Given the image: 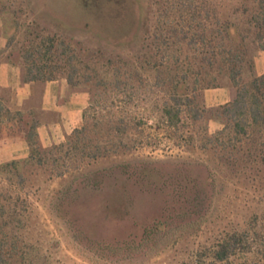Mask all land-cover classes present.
Listing matches in <instances>:
<instances>
[{
    "label": "trees",
    "instance_id": "obj_1",
    "mask_svg": "<svg viewBox=\"0 0 264 264\" xmlns=\"http://www.w3.org/2000/svg\"><path fill=\"white\" fill-rule=\"evenodd\" d=\"M71 2L93 17L85 28L94 29L99 46L74 48L64 41L57 52L53 37L32 46L25 36L17 50L8 51L11 41L5 49L8 61L22 64L27 80L62 75L71 86L86 85L89 97L82 124L64 141L43 147L37 123L29 121L28 157L0 165V264H50L32 258L30 240L24 250L18 244L32 212L20 193L25 167L49 178L71 177L53 204L56 217L66 221L64 204L79 185L100 186L113 172L141 191L164 195L160 215L139 234L120 240L90 239L71 218L75 239H87L88 251L115 262L150 256L199 228L211 217L222 188L218 179L224 187L264 185V72L242 79L245 67H252L249 45L264 49V0H243L241 5L252 7L241 10L211 0H148L145 8L141 0ZM222 78L236 88L234 99L207 107L204 90ZM108 158L115 162L92 168ZM245 224L212 243V261L237 253Z\"/></svg>",
    "mask_w": 264,
    "mask_h": 264
},
{
    "label": "rangeland",
    "instance_id": "obj_2",
    "mask_svg": "<svg viewBox=\"0 0 264 264\" xmlns=\"http://www.w3.org/2000/svg\"><path fill=\"white\" fill-rule=\"evenodd\" d=\"M147 1L141 0L143 8ZM211 1L229 6L232 3L240 10L252 7L250 2L241 5L243 0ZM0 18L6 30L7 44L11 41L8 51L20 48L25 36L32 46L42 44L46 36H51L55 39L52 49L57 52L64 49V41L74 48H78L80 43L88 47L99 46L98 38L92 34L94 29L85 28V21L92 20L93 17L82 15L79 7L71 0H0ZM49 44L46 42L43 45ZM28 46L24 45V48ZM248 56L252 67H245L242 74L245 81L252 75L264 72V49H258L251 43ZM57 78L64 76L58 75ZM229 86V81L222 78L217 85L206 89ZM75 87L84 88L88 103V87L84 84ZM234 90L236 92L235 87ZM218 105L220 104L207 107ZM216 127V124L210 123V130ZM114 162L115 158L102 159L92 168L109 166ZM21 172L27 182L20 193L32 212L30 220L24 221L27 228L17 234L18 244L24 250L23 243L30 240L34 247L32 258L40 257L50 264H264V185L261 186L260 183L241 185L237 182L232 187L224 183V187L221 186V179H218V188H222L217 195L211 217L199 228L185 231L181 237L158 248L150 256H134L125 262H115L113 258L96 257L94 252L88 251V240L77 241L76 235L69 229L71 223L81 227L87 237L93 240L127 238L139 234L143 226L160 215L165 203L162 193L141 191L131 180L113 172L100 186L89 183L79 185L75 194L64 204V213L70 217L66 221L56 217L53 204L56 201V191L65 187L71 177L67 175L65 180L64 177L49 178L36 167H25ZM71 218L75 219V224ZM241 224H245L248 230L237 253L227 261H212L209 257L212 243L227 229Z\"/></svg>",
    "mask_w": 264,
    "mask_h": 264
},
{
    "label": "crops",
    "instance_id": "obj_3",
    "mask_svg": "<svg viewBox=\"0 0 264 264\" xmlns=\"http://www.w3.org/2000/svg\"><path fill=\"white\" fill-rule=\"evenodd\" d=\"M6 46V30L0 18V163L28 157L27 122L37 123L40 144L52 146L82 124L87 104L84 88L71 86L64 78L27 80L22 64L7 60ZM235 95L232 86L203 92L206 105L229 102Z\"/></svg>",
    "mask_w": 264,
    "mask_h": 264
}]
</instances>
